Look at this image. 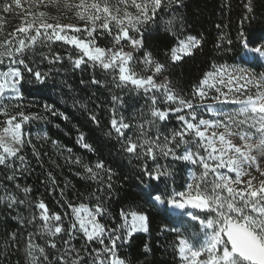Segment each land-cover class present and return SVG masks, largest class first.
<instances>
[{"label": "snow or ice", "instance_id": "obj_1", "mask_svg": "<svg viewBox=\"0 0 264 264\" xmlns=\"http://www.w3.org/2000/svg\"><path fill=\"white\" fill-rule=\"evenodd\" d=\"M62 2L66 9L74 10L75 15L86 22L83 28L73 24H50L44 19L47 15L45 12L31 11L33 5L58 6L61 0H32L28 9L23 8L22 0H0V31H3L6 22L4 14L21 9L18 15L23 17L21 26L8 34L11 39L0 41V48L4 49L0 51V65H4L7 60V70H0V98H4L6 92L21 98L25 82H35L39 86L38 91L46 85L49 73L35 70L26 59V50L34 48L40 37L66 40L68 38L60 34L65 29L86 32V40L76 36L68 39L69 43L81 49V55L74 60L75 67L89 61L94 66L98 64L105 72L114 73L113 82L117 88L131 85L135 90H142L151 101L147 106L148 119L133 125L123 118H113L111 129L116 133L120 151L137 162V187L143 202L163 211L169 219L173 218V213L179 212L180 216L198 223L199 233L190 237H184L179 228L165 225L162 229L177 233V252L182 264H264V73L257 77L248 69L237 67L229 72L226 66H214L216 70L205 73L198 84L193 85L190 94L177 93L167 77L161 83H157V78L168 71L170 65L191 57L194 50L200 47L201 40L191 35L181 38L183 26L177 29L172 20L166 21V31L175 43L163 53L164 60L161 62L152 52L144 51L142 29L147 30L149 25H154L161 11L175 17L173 8H182L183 0H116L114 4L112 0ZM129 7L134 8L135 12L128 11ZM245 7L247 12L241 20L235 47L243 53L240 56L242 63H259L264 61V30L254 36L245 32L244 22L254 18L251 16V0ZM28 17H32V20ZM113 26L116 29L114 47H96L94 33L99 30L101 34L107 32L111 35ZM21 34L25 38L18 39ZM121 41L130 44L133 50L143 51V55L137 59L133 52H125L120 46ZM54 59L59 61L62 58L56 56ZM140 64L150 74L143 75L135 71V67ZM224 76H227V81L223 79ZM92 83L102 84L95 78ZM217 84L228 90L224 91ZM213 91L216 95H211ZM149 93L152 95L149 96ZM161 97L168 107H157ZM209 100L212 102L207 103ZM112 101L114 104L123 103L115 95ZM228 105L238 107L225 112L224 108ZM44 107L53 116L67 119L64 113L51 105L45 104ZM202 112L210 113L212 118L204 119ZM172 114H175L180 126L170 129L166 135L160 133L158 122L168 121ZM0 115L6 117L0 121L3 124L0 128V133H3L0 136V165L7 166L9 157H16L21 150L14 145L22 147L20 129L22 122L30 117L23 112L10 115L4 104H0ZM18 119L21 122H17ZM91 119L95 121L96 117L92 116ZM134 127L137 132L128 135ZM152 127L157 129L158 134L155 136L150 135ZM112 131L107 133L109 137ZM5 136H10L9 142H5ZM84 141L85 136L81 133L77 142L89 151H96ZM161 158H171V162H183L202 171L198 176L192 173L189 181L183 185L184 190L177 191L174 185L169 184L175 178L174 171L167 164L159 163ZM19 159L23 161L24 157L20 156ZM77 163H80L79 159ZM85 171L92 179H96L98 173L103 171L111 180L112 170L106 168L102 160H98L94 167L85 165ZM6 179L14 180L15 176L9 175ZM107 188H112L110 182ZM29 191L28 188L23 189L25 194ZM97 200L92 209L83 204H68L74 222L67 229L63 226L62 216L56 213L49 215L43 201L35 205L41 210V227L51 237L67 232L71 239V235L79 231L87 241H98L102 245L87 252L86 249L77 250L70 244V239L65 240L63 243L68 246L53 258L52 264H88L89 258L90 264H126L117 249L134 232L148 231V211H138L130 205L128 210L120 211L122 223L107 228L98 219L107 214V209L99 197ZM0 201L9 208L25 203L11 193L0 197ZM197 209L200 212L194 214L193 210ZM36 219V216L32 217V221ZM15 237L16 233H13L12 238ZM47 247L56 249L57 243L49 239ZM81 251L85 253L83 256ZM34 253H39L44 264H49L45 247L34 244L32 233H29L26 255L31 258L32 264H40Z\"/></svg>", "mask_w": 264, "mask_h": 264}, {"label": "trees", "instance_id": "obj_2", "mask_svg": "<svg viewBox=\"0 0 264 264\" xmlns=\"http://www.w3.org/2000/svg\"><path fill=\"white\" fill-rule=\"evenodd\" d=\"M31 2L32 0H22L23 8L28 9ZM71 2L78 3L79 0ZM115 2L116 0H112L113 4ZM183 2L182 8L174 6L175 17L161 11L155 24L142 31L144 51L152 52L161 62L164 60L163 53L175 43L166 31V21L172 20L177 29L183 26L181 38L191 35L201 40L200 47L194 50L191 57H185L183 61L170 65L168 71L157 78V83H161L167 77L177 93L188 95L193 85L198 84L205 73L232 63L242 52L235 45L241 29V20L247 12L245 5L249 0ZM251 7V16L254 18L245 21L243 28L254 36L264 30V0H251ZM31 11L45 12V18L53 19L51 24H56L57 20L62 23H86L75 15L74 10L66 9L62 0L58 6L33 5ZM128 11L134 13L135 9L129 7ZM19 12L21 9H14L11 13L4 14L6 22L3 31H0V41L11 39L8 34L21 26L23 17L18 15ZM28 19L32 20V17ZM38 19L37 17V21ZM115 32L114 26L111 35L107 32L101 34L98 30L94 33L95 46L103 49L114 47ZM85 33L73 31L70 37L76 36L80 40H86ZM19 38L25 37L21 34ZM229 41L232 43L229 44ZM120 46L125 52H133L137 59L143 55V51L133 50L125 41H121ZM3 50L0 48V51ZM80 55L81 49L68 40H47L40 37L34 48L26 50V59L35 70L49 73L46 85L38 91L39 86L35 82H25L21 98H0V104L7 105L10 115L23 112L30 117L22 122L23 145L20 146V152L16 157H9L7 166L0 165V197L11 193L19 200L25 201L12 208L0 201V264H32L31 258L26 255L29 233H32L34 244L45 247L49 264H52L53 258L68 246L63 241L69 240L70 237L67 232L57 237H51L49 233L44 232L41 227L43 221L39 218L41 210L35 205L43 201L48 214L61 215L63 226L67 229L74 222L72 209L68 204H83L92 209L98 202L97 197L107 209L103 218L98 217L100 223L107 228L119 225L122 222L121 209L128 210L130 205L135 210L148 211V231L133 233L117 249L118 255L126 264H180L174 248L177 234L162 231L165 225L172 228L173 218H167L163 211L143 202L137 187V162L120 151L116 133L111 129L110 122L113 118H123L125 122L133 125L148 119L147 106L151 101L142 90H135L131 85L117 88L113 82L114 73L105 72L98 64L94 66L89 61L78 68L75 67L74 60ZM56 56L62 59L55 61ZM6 69L7 60L4 65H0V70ZM135 71L143 75L150 74L142 64L136 66ZM93 78L102 84H93ZM113 95L120 97L123 103L114 104ZM45 104L64 113L67 119L59 115L53 116L51 111L45 109ZM168 106L161 97L157 107ZM92 116L96 117L95 121L91 119ZM5 119L6 117L0 115V121ZM17 122L21 121L18 119ZM158 126L160 133L166 135L170 129L178 128L180 122L176 120L175 114H172L168 121L158 122ZM2 127L3 124H0V128ZM109 131H112L110 137L107 135ZM136 132L134 127L128 135ZM81 133L85 136L84 143L91 144L96 151H89L77 142ZM157 134L156 127H152L150 135ZM20 156L24 157L23 161L19 159ZM77 159L80 163H77ZM98 160H102L105 167L112 170L110 181L103 171L98 173L96 179L90 178L86 173L85 165L94 167ZM159 163L167 164L174 171L175 178L170 180L169 184L174 185L177 191L184 190L183 185L188 180L190 166L183 162H171V158H161ZM194 169L197 173L202 171L200 168ZM9 175H14L15 179L7 180ZM109 182L111 189L107 188ZM25 188L30 189L27 194L23 192ZM33 216L37 217L34 221ZM13 233H16L15 239L12 238ZM49 239L57 243L56 249L47 247ZM105 242L107 243V240ZM70 244L77 250L86 249L87 252L102 247L98 241H87L79 231L71 235ZM84 254V251H81V255ZM34 255L39 258V253ZM39 260L40 264H44L42 258Z\"/></svg>", "mask_w": 264, "mask_h": 264}, {"label": "rangeland", "instance_id": "obj_3", "mask_svg": "<svg viewBox=\"0 0 264 264\" xmlns=\"http://www.w3.org/2000/svg\"><path fill=\"white\" fill-rule=\"evenodd\" d=\"M44 19L47 21V23H50V24H51V20H53V19H50V18L49 19L44 18ZM56 23H59V24H73V25H76L79 28H83V26H84L83 24L73 23L71 21H65V22L62 23V21L57 20ZM71 32H73V31L72 30H69V29H65L60 34L66 36L68 39H71V37H70V33ZM84 35L87 37V33H85ZM68 39H66V40H68ZM224 66H226V65H224ZM226 67H227V69H228L229 72L233 71V69L234 68H237V67L248 69L252 73H254V72L258 73L259 70H260L259 63L246 64V63H242L241 62L240 64H235L234 66H226ZM215 70L216 69H214L212 72H214ZM223 79H225V81H227V76H224ZM217 87H221L224 91H227L228 90L226 87H224L223 85H220V84H217ZM253 92H254V89H253ZM253 92H249L248 94H253ZM211 95H216V93L213 91V92H211ZM4 98H16V97H15V94L14 93L6 92ZM241 98H243V97H241ZM206 102L207 103H211L212 101L209 100V101H206ZM237 107H238L237 105H228V106H226L224 108V111L225 112H229V111H232L233 109H235ZM201 115L206 120L212 118L211 114L210 113H207V112H202ZM20 134H21V138H22V136H23L22 128L20 129ZM2 135H3V133H0V136H2ZM4 139H5V142H9L10 136H5ZM14 146L15 147H20V145H14ZM0 151H2V149H0ZM262 166H264V165H262ZM192 173H195L197 176L199 175V173H197V171L192 166H190V168L188 169V173H187V175H188L187 182L189 181L190 175ZM199 212H200V210L197 209V210L194 211V214H198ZM81 215L83 216L84 213L81 212ZM172 228H179L181 230V234L184 237H190L193 234L199 233V225H198V223L196 221H191L188 217L180 216V213L179 212L173 214V224H172ZM136 232H144V231H136ZM136 232H134V233H136ZM174 233H176V232H174ZM177 246H178V241H177V236H176L174 248H175L176 253H177L176 256L179 259L178 252H177ZM179 262H180V264H182V262H181L180 259H179Z\"/></svg>", "mask_w": 264, "mask_h": 264}, {"label": "bare ground", "instance_id": "obj_4", "mask_svg": "<svg viewBox=\"0 0 264 264\" xmlns=\"http://www.w3.org/2000/svg\"><path fill=\"white\" fill-rule=\"evenodd\" d=\"M241 53L239 54V56H237L233 59L234 61L232 63H230L226 66H234L235 64H240L241 63L240 56L243 54V53L242 54ZM259 67H260L259 72L258 73L254 72V74H256L257 77L259 76V74L264 73V61L259 62ZM175 213H177V212H175Z\"/></svg>", "mask_w": 264, "mask_h": 264}, {"label": "water", "instance_id": "obj_5", "mask_svg": "<svg viewBox=\"0 0 264 264\" xmlns=\"http://www.w3.org/2000/svg\"><path fill=\"white\" fill-rule=\"evenodd\" d=\"M193 211H195V210H193Z\"/></svg>", "mask_w": 264, "mask_h": 264}]
</instances>
